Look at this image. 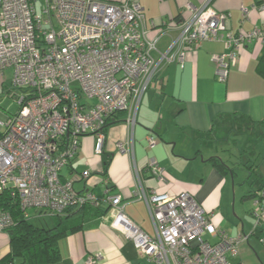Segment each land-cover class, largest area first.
Returning <instances> with one entry per match:
<instances>
[{
	"label": "built area",
	"instance_id": "1",
	"mask_svg": "<svg viewBox=\"0 0 264 264\" xmlns=\"http://www.w3.org/2000/svg\"><path fill=\"white\" fill-rule=\"evenodd\" d=\"M211 2L205 0L199 8L186 5L190 19L181 24L180 35L169 48L161 51L159 38L150 37L144 9L136 1L0 0V83L13 69L10 92L19 105L5 122L0 120L4 129L0 132V232L16 225L2 207L5 192L28 220L96 207L103 201L117 214L113 227L152 264H232L230 258L238 256V246L246 238L231 237L216 227L189 193L147 192L137 179L136 195L146 202L154 227L150 235L127 219L120 195L107 193L103 200L89 190L77 192L73 181L62 179L64 168L80 151L82 138L91 135L95 153L102 154L106 127L122 112L133 131L151 84L165 66H183L188 48L223 41L227 52L214 55L212 62L218 81L225 83L238 51L254 40H264V22L249 33H227L229 14L216 12ZM147 141L149 146L155 144L152 136ZM117 147L121 153L133 154L130 143ZM148 166L159 181L164 180L155 159ZM262 196L264 191L253 200L255 228L264 222ZM33 209L40 212L32 215ZM100 260L96 254L85 264Z\"/></svg>",
	"mask_w": 264,
	"mask_h": 264
},
{
	"label": "crops",
	"instance_id": "2",
	"mask_svg": "<svg viewBox=\"0 0 264 264\" xmlns=\"http://www.w3.org/2000/svg\"><path fill=\"white\" fill-rule=\"evenodd\" d=\"M102 1L140 3L149 35L159 38L161 51L169 48L180 35L181 24L190 19L192 13L186 5L199 8L205 4V0ZM263 4L264 0H212L210 8L229 14L227 33L238 35L262 26ZM226 52L223 41H207L197 49H187L183 66L178 63L165 66L140 103L133 131L126 117L120 116L122 122L108 127L100 155L95 153V139L91 135L82 138L78 155L62 172L63 181H73L77 192L89 190L103 200L107 193L120 195L127 219L150 235H154V227L146 202L136 195L138 178L147 192L170 196L189 193L212 217L216 227L231 237H246L245 223L241 221L240 228V223L227 220V211L231 209L236 184H246V176L248 180L249 174L243 169L252 167L250 179L256 182L257 189L264 186V157L260 147L264 143L261 127L264 75L259 71L260 64H264V40H254L238 51L237 61L231 66L227 81L222 83L217 79L212 57ZM236 135L243 138L246 146L255 144L259 154L251 152L249 146L243 151L234 150L240 143L238 137L233 140L230 137ZM149 136L155 140L153 146H149ZM231 141L234 147L225 149V157L220 156V148L232 144ZM119 143L132 144L133 154L121 153ZM246 152L252 153V158L242 163L248 155ZM105 157L110 159L106 169ZM212 158L236 168L235 173L224 174L215 167ZM150 159H155L163 170V181L152 174L148 166ZM85 173L90 174L89 178L76 179ZM100 210L105 213L84 219L81 230L59 241L60 259L54 264H85L89 256L96 254L101 256L97 264H152L119 228L113 227L116 212L103 201ZM261 229L260 235H264V222ZM247 238L250 240V236ZM0 264H29L12 253L10 235L6 232H0Z\"/></svg>",
	"mask_w": 264,
	"mask_h": 264
},
{
	"label": "trees",
	"instance_id": "3",
	"mask_svg": "<svg viewBox=\"0 0 264 264\" xmlns=\"http://www.w3.org/2000/svg\"><path fill=\"white\" fill-rule=\"evenodd\" d=\"M263 65L264 64H260L259 71L264 75ZM120 116L124 117L126 114L123 112L119 113L112 122L108 123L106 131L108 127L122 122L119 119ZM261 127L264 130V120L261 123ZM109 161L110 159L105 157V169ZM212 163L224 174L231 171L235 173L236 168H230L226 162L218 158H212ZM237 164L238 167H243V164ZM251 169L252 167L247 168V171ZM260 191H264V186L259 189L254 188L253 191L244 196L243 199L253 201L258 197ZM263 197L264 196H262V198ZM2 207L4 210L9 211L16 221V225L7 232L10 235L12 253L15 256L21 257L23 261L29 264L56 263L60 259L58 249L59 241L69 234L81 230L84 219L105 213V211L100 210L101 205L94 208L92 206L72 208L68 209L63 215L52 216V224L45 225L36 223L32 221V219H26L16 201L12 200L6 192L2 196ZM261 230V226L256 227L254 228L253 234L259 237Z\"/></svg>",
	"mask_w": 264,
	"mask_h": 264
},
{
	"label": "rangeland",
	"instance_id": "4",
	"mask_svg": "<svg viewBox=\"0 0 264 264\" xmlns=\"http://www.w3.org/2000/svg\"><path fill=\"white\" fill-rule=\"evenodd\" d=\"M40 2L37 4L38 8L40 7ZM40 9V8H39ZM40 12V11H39ZM13 76H14V71L13 69H9L6 72V80L5 82L3 81L0 83V120L5 122L11 115L15 114L18 111L19 105L16 101V98L12 96L10 89L12 88V83H13ZM9 92V93H8ZM4 129L0 127V132H2ZM253 135V134H251ZM238 135L230 137V139H237ZM254 135L251 136L250 139H253ZM239 141V147L236 146L234 147L233 141L232 144H228L223 148H220V156L225 157V149L233 148L234 150L241 149L242 151L245 148L250 147V151L252 152L253 150L256 151V155L259 154V151H257V148L255 144L252 146L247 145L243 143V138L238 137ZM258 142V141H257ZM261 143L257 144L260 145ZM245 146V147H244ZM249 146V147H248ZM263 151V157H264V143L260 145ZM230 152L231 155L236 156L235 152L228 151ZM247 153V152H246ZM248 155L243 158L242 163H246L247 161L244 159H249L252 155L247 153ZM230 156V155H229ZM231 156V157H233ZM238 157V156H236ZM249 157V158H248ZM252 158V157H251ZM233 160L235 158L233 157ZM260 162H263L261 160ZM259 162V163H260ZM259 165V164H258ZM243 169V168H242ZM244 172H246L245 169H243ZM242 176V175H241ZM246 176V175H245ZM247 177V176H246ZM245 177V182L246 184L240 185L236 184V194H233L232 198V203H231V209L227 211V220H232L234 224L240 223V228H241V221L245 223L247 227V234H245V241H243L239 246H238V251H239V256H237L238 260H233L230 258L232 264H238V262L242 261V264H264V235H260L259 237L256 236V234H253L254 228L256 226V220L252 217H250L249 211L253 207V201L249 199H243L244 196L248 195L251 191H253L254 188H256L254 180L248 178L246 180ZM244 179V178H243ZM248 182V183H247ZM234 204V207H233ZM235 204H236V210H235ZM252 211V210H251ZM40 212L37 209L30 210V213L32 215H37V213ZM224 216L226 217V214L224 213ZM32 221L40 224H45V225H51L52 224V217L49 215H43V216H36V218L32 217ZM248 225V226H247ZM222 230V229H221ZM232 235V233H231ZM235 236V235H234ZM243 236V235H242ZM250 236V240L247 238ZM237 237V236H235ZM214 241V240H213ZM243 244V245H242ZM242 259V260H241Z\"/></svg>",
	"mask_w": 264,
	"mask_h": 264
},
{
	"label": "water",
	"instance_id": "5",
	"mask_svg": "<svg viewBox=\"0 0 264 264\" xmlns=\"http://www.w3.org/2000/svg\"><path fill=\"white\" fill-rule=\"evenodd\" d=\"M246 172L249 174L248 178H250L251 177V172H248L247 170H246Z\"/></svg>",
	"mask_w": 264,
	"mask_h": 264
}]
</instances>
